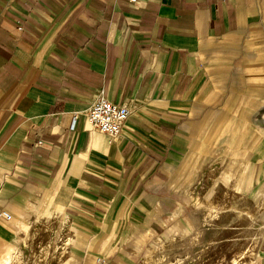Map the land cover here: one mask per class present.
I'll return each instance as SVG.
<instances>
[{
  "label": "crops",
  "instance_id": "crops-1",
  "mask_svg": "<svg viewBox=\"0 0 264 264\" xmlns=\"http://www.w3.org/2000/svg\"><path fill=\"white\" fill-rule=\"evenodd\" d=\"M260 3L0 0V214L12 215L0 217V264L34 262L26 238L57 212L77 231L74 248L46 264L138 260L125 247L156 230L152 183L181 162L193 119L204 117L207 143L244 141L248 60L235 64L233 50L214 59L213 45L254 21ZM232 65L241 76L228 84ZM212 91L228 94L224 106ZM99 97L130 109L116 137L87 120Z\"/></svg>",
  "mask_w": 264,
  "mask_h": 264
},
{
  "label": "rangeland",
  "instance_id": "rangeland-1",
  "mask_svg": "<svg viewBox=\"0 0 264 264\" xmlns=\"http://www.w3.org/2000/svg\"><path fill=\"white\" fill-rule=\"evenodd\" d=\"M213 49L214 59L233 50L235 64L239 59L248 60V89L239 99L246 116L240 123L248 126L242 130L244 141L237 149L221 140L207 143L204 117L193 119L199 121L190 127L181 162L169 165L161 183H152L157 195L146 220L154 222L156 230H150L149 240L139 234L140 242L125 247L132 254L141 252L129 264H264V96L257 94L264 88V0L254 21L216 41ZM217 67L210 73V82L218 78L221 66ZM236 67L232 65L228 71V84L241 76ZM214 95L215 106H224L228 94ZM204 103L205 110L211 109L209 99ZM70 221L57 212L48 221L35 222L33 235L26 239L36 242L23 250L28 259L34 256V262L26 264H46L50 254L72 253L77 231ZM116 248H106L108 258L117 253Z\"/></svg>",
  "mask_w": 264,
  "mask_h": 264
},
{
  "label": "built area",
  "instance_id": "built-area-1",
  "mask_svg": "<svg viewBox=\"0 0 264 264\" xmlns=\"http://www.w3.org/2000/svg\"><path fill=\"white\" fill-rule=\"evenodd\" d=\"M131 1L135 2L136 0ZM129 114L130 109L126 104L99 97L93 101L87 110V120L92 126L96 127L103 133H106L111 137H116L122 131L129 118ZM0 217L9 220L12 215L9 212L3 211L0 214Z\"/></svg>",
  "mask_w": 264,
  "mask_h": 264
},
{
  "label": "bare ground",
  "instance_id": "bare-ground-1",
  "mask_svg": "<svg viewBox=\"0 0 264 264\" xmlns=\"http://www.w3.org/2000/svg\"><path fill=\"white\" fill-rule=\"evenodd\" d=\"M18 253V252H17ZM48 253V252H47ZM15 257V256H14ZM13 259V258H12ZM19 259H20V256L18 255L16 258H15V261H13V262H8V263H6V264H20V261H19Z\"/></svg>",
  "mask_w": 264,
  "mask_h": 264
}]
</instances>
